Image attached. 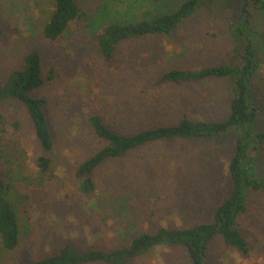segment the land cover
<instances>
[{
  "label": "rangeland",
  "instance_id": "obj_1",
  "mask_svg": "<svg viewBox=\"0 0 264 264\" xmlns=\"http://www.w3.org/2000/svg\"><path fill=\"white\" fill-rule=\"evenodd\" d=\"M147 1L150 6L144 1L135 10L138 17L158 5L171 11L183 0ZM103 3L79 0L88 20L51 42L42 27L53 0H0V80L20 67L25 54L40 53L46 84L35 95L47 101L55 143L49 178L35 167L43 151L24 107L17 101H0V170L20 232L16 250L0 251V264H27L56 253L66 243L82 252L110 251L128 246L142 233L212 220L215 207L229 192L227 166L234 132L140 147L99 167L93 175L94 192L83 194L77 188V166L103 146L88 127L92 115L125 135L176 124L185 115L203 121L228 115L231 81L176 85L162 80L164 72L241 64L249 40L259 59L249 100L262 108L255 129L264 131V11L245 0H217L170 36L126 41L113 57L105 58L89 27ZM245 11L248 29L234 38L231 27L245 20ZM251 156L253 174L264 179V151ZM247 206L238 224L250 252L228 247L218 237L210 243L209 264H264V194L250 191ZM127 264L190 261L181 246H158Z\"/></svg>",
  "mask_w": 264,
  "mask_h": 264
},
{
  "label": "trees",
  "instance_id": "obj_2",
  "mask_svg": "<svg viewBox=\"0 0 264 264\" xmlns=\"http://www.w3.org/2000/svg\"><path fill=\"white\" fill-rule=\"evenodd\" d=\"M144 1L150 6L147 0H104L97 16L88 23L103 57H113L118 47L126 41L150 36H170L203 6H209L217 0H183L168 12L162 5H153L155 8L138 17L135 10ZM248 2H252L256 10L264 11V0H245L246 4ZM245 12V20L231 27L234 38L243 36L248 29L249 12ZM89 16L79 0H53L42 34L45 39L57 42L73 25H80ZM258 60V51L247 40L241 64L229 63L200 69L174 68L162 74L163 81L176 85L209 80L231 81L233 87L229 113L222 120H194L185 115L176 124L144 128L131 135L110 129L99 115H92L87 120L88 127L103 142V146L75 170L77 188L83 194L95 191L97 183L93 175L99 167L135 149L162 141L221 138L234 132L233 152L227 166L229 192L215 207L210 222L187 228L162 227L152 233L140 234L126 247L110 251L90 249L82 252L66 243L56 253L27 264H127L158 246H181L190 264H209V246L218 237L226 246L248 254L250 246L239 229L238 220L248 209V193L254 191L264 194V179L253 174L254 160L251 156L252 153L264 151V131L255 129L262 108L249 100ZM45 84L40 53L28 52L23 56L20 67L11 71L5 80H0V101H17L24 107L43 151L36 158L35 167L41 175L51 178L54 137L46 114L47 101L35 95ZM19 234L17 213L8 197V188L0 170V251L16 250L20 242Z\"/></svg>",
  "mask_w": 264,
  "mask_h": 264
}]
</instances>
